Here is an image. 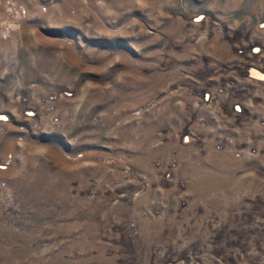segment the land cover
<instances>
[{
    "label": "rangeland",
    "instance_id": "rangeland-1",
    "mask_svg": "<svg viewBox=\"0 0 264 264\" xmlns=\"http://www.w3.org/2000/svg\"><path fill=\"white\" fill-rule=\"evenodd\" d=\"M0 264H264V0H0Z\"/></svg>",
    "mask_w": 264,
    "mask_h": 264
}]
</instances>
